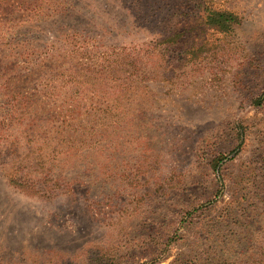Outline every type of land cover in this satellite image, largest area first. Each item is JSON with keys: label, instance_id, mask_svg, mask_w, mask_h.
I'll return each mask as SVG.
<instances>
[{"label": "rangeland", "instance_id": "obj_1", "mask_svg": "<svg viewBox=\"0 0 264 264\" xmlns=\"http://www.w3.org/2000/svg\"><path fill=\"white\" fill-rule=\"evenodd\" d=\"M0 264H264V0H0Z\"/></svg>", "mask_w": 264, "mask_h": 264}, {"label": "trees", "instance_id": "obj_2", "mask_svg": "<svg viewBox=\"0 0 264 264\" xmlns=\"http://www.w3.org/2000/svg\"><path fill=\"white\" fill-rule=\"evenodd\" d=\"M215 16L217 18H215ZM233 16L234 15L232 12L224 13V12L212 11L209 15L208 22L211 23L212 25L216 23V25H218L222 29H228L232 25Z\"/></svg>", "mask_w": 264, "mask_h": 264}]
</instances>
